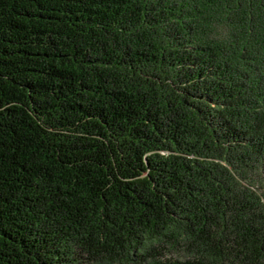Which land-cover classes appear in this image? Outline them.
Returning <instances> with one entry per match:
<instances>
[{"label": "trees", "instance_id": "trees-1", "mask_svg": "<svg viewBox=\"0 0 264 264\" xmlns=\"http://www.w3.org/2000/svg\"><path fill=\"white\" fill-rule=\"evenodd\" d=\"M0 264H264V0H0Z\"/></svg>", "mask_w": 264, "mask_h": 264}]
</instances>
